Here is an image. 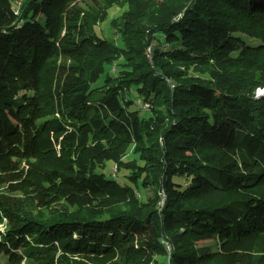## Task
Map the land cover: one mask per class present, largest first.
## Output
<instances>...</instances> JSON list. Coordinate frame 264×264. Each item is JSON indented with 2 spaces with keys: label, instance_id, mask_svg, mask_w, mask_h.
I'll return each instance as SVG.
<instances>
[{
  "label": "trees",
  "instance_id": "obj_1",
  "mask_svg": "<svg viewBox=\"0 0 264 264\" xmlns=\"http://www.w3.org/2000/svg\"><path fill=\"white\" fill-rule=\"evenodd\" d=\"M91 1L0 0V264H264V0Z\"/></svg>",
  "mask_w": 264,
  "mask_h": 264
},
{
  "label": "rangeland",
  "instance_id": "obj_2",
  "mask_svg": "<svg viewBox=\"0 0 264 264\" xmlns=\"http://www.w3.org/2000/svg\"><path fill=\"white\" fill-rule=\"evenodd\" d=\"M16 1H20V0H16ZM90 3H92V1L90 0ZM124 9L120 8V7H114L112 9L109 10V15H108V20L106 22H102L100 24H98L96 27H95V30L97 31V33L101 36H104L113 41V42H116V38H117V34L115 32V30L109 25V22L111 21V19L115 18V17H118L122 14ZM115 34V36H114ZM248 41L250 42H256V39H252V38H249ZM115 72H117L115 70ZM102 82V81H101ZM99 82V83H101ZM259 90V89H258ZM256 92V95L257 93H259L260 96L264 95V93H262V91H259ZM102 93L98 94L99 96H101ZM97 97V96H96ZM131 156H129L128 158H130ZM109 167H112L113 165L109 162ZM113 172H116L117 168L114 166L113 169ZM143 193V192H141ZM144 194V193H143ZM147 196L149 195L150 196V193L146 194ZM0 229L1 230H4L5 229V225H1L0 226ZM201 244H214V242L212 241H207L205 243H201ZM200 244V245H201ZM29 263V259L25 258L21 264H28Z\"/></svg>",
  "mask_w": 264,
  "mask_h": 264
},
{
  "label": "built area",
  "instance_id": "obj_3",
  "mask_svg": "<svg viewBox=\"0 0 264 264\" xmlns=\"http://www.w3.org/2000/svg\"><path fill=\"white\" fill-rule=\"evenodd\" d=\"M22 1H23V0L16 1V5H15V13H16L17 15L19 14V10H20V6H21V4H22ZM147 107H148V105L145 104V108H147Z\"/></svg>",
  "mask_w": 264,
  "mask_h": 264
},
{
  "label": "bare ground",
  "instance_id": "obj_4",
  "mask_svg": "<svg viewBox=\"0 0 264 264\" xmlns=\"http://www.w3.org/2000/svg\"><path fill=\"white\" fill-rule=\"evenodd\" d=\"M259 91H262V93H264V89H259L258 92ZM257 96H260L259 93H257ZM143 108H145V105L143 106ZM163 203H164V201H162V205H163Z\"/></svg>",
  "mask_w": 264,
  "mask_h": 264
}]
</instances>
